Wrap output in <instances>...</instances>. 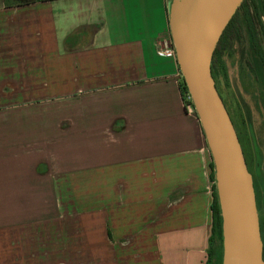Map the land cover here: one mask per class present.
Wrapping results in <instances>:
<instances>
[{
    "label": "crops",
    "instance_id": "1",
    "mask_svg": "<svg viewBox=\"0 0 264 264\" xmlns=\"http://www.w3.org/2000/svg\"><path fill=\"white\" fill-rule=\"evenodd\" d=\"M172 2L0 0V264H206L212 155L157 54Z\"/></svg>",
    "mask_w": 264,
    "mask_h": 264
},
{
    "label": "water",
    "instance_id": "2",
    "mask_svg": "<svg viewBox=\"0 0 264 264\" xmlns=\"http://www.w3.org/2000/svg\"><path fill=\"white\" fill-rule=\"evenodd\" d=\"M245 0H173L170 36L212 155L222 218V264H264L253 175L212 76L219 41Z\"/></svg>",
    "mask_w": 264,
    "mask_h": 264
},
{
    "label": "trees",
    "instance_id": "3",
    "mask_svg": "<svg viewBox=\"0 0 264 264\" xmlns=\"http://www.w3.org/2000/svg\"><path fill=\"white\" fill-rule=\"evenodd\" d=\"M56 0H3L6 8H17L30 6L37 3H44ZM239 51V52H236ZM236 54H240V73L243 79H251L252 82L260 83L264 81V0H245L228 27L224 31L219 44L214 53L212 61V76L214 78L216 89L224 99L220 85L222 82L228 81V70L226 59H233ZM183 96L188 95V89L183 82L180 84ZM231 120L234 124L239 141L241 143L248 170L250 171V162L248 160V152L243 143V139L247 137V127L242 113H238L237 127L228 107L226 106ZM213 182V227L212 235L209 240V249L206 264H222L223 258V236H222V218L219 206V200L215 184L214 164L212 163ZM252 174V173H251ZM255 187V183H254ZM257 206L258 195L255 187ZM261 225V223H260ZM263 233V226L261 225ZM263 239V238H262ZM264 242V241H263Z\"/></svg>",
    "mask_w": 264,
    "mask_h": 264
},
{
    "label": "rangeland",
    "instance_id": "4",
    "mask_svg": "<svg viewBox=\"0 0 264 264\" xmlns=\"http://www.w3.org/2000/svg\"><path fill=\"white\" fill-rule=\"evenodd\" d=\"M240 58V54H236L233 59H226L228 81L221 83L220 90L234 120H237L238 113H242L246 123L248 135L243 139V143L255 180L264 241V81L255 83L251 79H243L240 73ZM79 157L84 156H77Z\"/></svg>",
    "mask_w": 264,
    "mask_h": 264
},
{
    "label": "built area",
    "instance_id": "5",
    "mask_svg": "<svg viewBox=\"0 0 264 264\" xmlns=\"http://www.w3.org/2000/svg\"><path fill=\"white\" fill-rule=\"evenodd\" d=\"M157 54L159 57L168 58V59L177 61L176 51L173 46L171 36L159 42L158 47H157ZM181 77H182V74H181ZM182 98H183V102L186 108L195 111L191 96L189 94L186 96L182 95Z\"/></svg>",
    "mask_w": 264,
    "mask_h": 264
},
{
    "label": "flooded vegetation",
    "instance_id": "6",
    "mask_svg": "<svg viewBox=\"0 0 264 264\" xmlns=\"http://www.w3.org/2000/svg\"><path fill=\"white\" fill-rule=\"evenodd\" d=\"M227 106V105H226ZM235 123H236V127H237V122L235 121ZM253 175V174H252ZM253 178H254V176H253ZM254 183H255V180H254Z\"/></svg>",
    "mask_w": 264,
    "mask_h": 264
}]
</instances>
